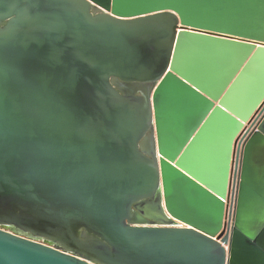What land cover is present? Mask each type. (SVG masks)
I'll return each instance as SVG.
<instances>
[{
	"label": "water",
	"instance_id": "water-1",
	"mask_svg": "<svg viewBox=\"0 0 264 264\" xmlns=\"http://www.w3.org/2000/svg\"><path fill=\"white\" fill-rule=\"evenodd\" d=\"M0 227V264H264V0H0Z\"/></svg>",
	"mask_w": 264,
	"mask_h": 264
},
{
	"label": "built area",
	"instance_id": "built-area-1",
	"mask_svg": "<svg viewBox=\"0 0 264 264\" xmlns=\"http://www.w3.org/2000/svg\"><path fill=\"white\" fill-rule=\"evenodd\" d=\"M231 205V203H230ZM174 222L171 224V226H174V227H183V225L175 220H173ZM233 221H234V217H233V210L227 212L226 214V218L224 220V223H225V227H224V230H225V233L229 232L233 226Z\"/></svg>",
	"mask_w": 264,
	"mask_h": 264
},
{
	"label": "rangeland",
	"instance_id": "rangeland-1",
	"mask_svg": "<svg viewBox=\"0 0 264 264\" xmlns=\"http://www.w3.org/2000/svg\"><path fill=\"white\" fill-rule=\"evenodd\" d=\"M1 229H3V230H7V231H9L7 228H3V227H0ZM25 236H27V235H25ZM40 242H43L42 240H39Z\"/></svg>",
	"mask_w": 264,
	"mask_h": 264
},
{
	"label": "flooded vegetation",
	"instance_id": "flooded-vegetation-1",
	"mask_svg": "<svg viewBox=\"0 0 264 264\" xmlns=\"http://www.w3.org/2000/svg\"><path fill=\"white\" fill-rule=\"evenodd\" d=\"M7 228V227H6ZM8 230H10V228H7Z\"/></svg>",
	"mask_w": 264,
	"mask_h": 264
}]
</instances>
